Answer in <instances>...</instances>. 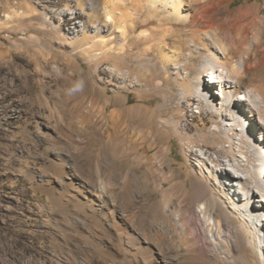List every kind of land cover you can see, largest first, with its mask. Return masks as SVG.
Masks as SVG:
<instances>
[{"label":"rangeland","instance_id":"obj_1","mask_svg":"<svg viewBox=\"0 0 264 264\" xmlns=\"http://www.w3.org/2000/svg\"><path fill=\"white\" fill-rule=\"evenodd\" d=\"M153 1L0 0V264H129L120 256L106 257L97 248L100 229L109 226L111 219L99 211L81 209L90 203L100 206L99 198L83 184L96 182L102 188L99 164L106 162L100 112L86 123L75 119L68 107L83 82L95 86L99 101L107 96L121 106H137L149 122L157 121L163 127L167 161L188 187L195 183L196 171L211 174V185L216 183L217 173L189 164L181 138L163 122L171 98L177 106L186 92L195 91L199 80L200 87L223 97L222 77L214 85L209 80L212 67L223 69L218 62L224 59L223 51L219 44L210 46L204 35L205 45L196 44L192 26L171 15L173 5ZM179 1L182 14L190 17L209 14L235 23L238 14L264 16V0ZM107 14H113V19L109 21ZM121 47L124 72L133 71L131 80L125 82L114 64L99 59L107 53L116 55ZM191 53L195 59L185 67ZM196 70L204 71L199 75ZM146 76H152L153 85L140 80ZM159 81L165 84L158 85ZM188 103L181 108L186 122L199 123L198 105ZM259 155L264 164V148H259ZM74 163L79 167L77 176L66 180L73 178L85 191L64 195L60 173ZM111 177L109 192L125 200L136 191V201L129 203L128 211L148 218L155 195L148 197L142 189L130 187L129 180L114 169ZM219 189V200L238 220L240 214L234 208L241 204H231ZM226 194L230 197L232 191ZM196 208L200 210L199 205ZM256 221L264 229V212ZM203 228L212 237V227ZM214 230L217 236L218 228ZM233 237L234 243L222 238L217 239L219 245L209 243V264H264V231L254 226L247 235ZM175 261L199 264L185 255H177Z\"/></svg>","mask_w":264,"mask_h":264},{"label":"bare ground","instance_id":"obj_2","mask_svg":"<svg viewBox=\"0 0 264 264\" xmlns=\"http://www.w3.org/2000/svg\"><path fill=\"white\" fill-rule=\"evenodd\" d=\"M147 1L154 3L153 0ZM165 2V7L169 4L174 6L170 10L173 17L192 26L196 44L205 45L204 35L210 46L219 44L223 51L224 59L218 60L223 69L212 67L214 74L209 78L214 85L222 77L223 97L215 95L211 88L200 87L202 82L199 80L195 91L186 92L177 106L172 103L175 98H171L163 122L172 134L181 138L184 157L189 164L217 173L216 183L211 185V174L208 176L196 171V181L188 187L167 161V148L160 132L163 127L157 121L149 122L137 106H121L118 100L111 102L107 96L99 101L95 86L83 82L68 107L75 119L86 123L96 111L100 112L106 162L99 164L102 188L96 182L83 184L86 190L99 198L100 206L97 208L90 203L81 209L93 214L99 211L111 219V224L103 226L98 235L97 248L106 257L120 256L129 264H177L175 257L185 255L197 259L199 264H209L208 246L211 241L218 244L217 239L222 238V241L232 243L234 234L247 235L249 228L254 226L258 232L264 231L257 227L263 223L256 221L264 212V164L259 155V148H264V16L238 14L234 18L236 22L231 23L230 19H214L208 17L209 14L183 15L179 0ZM107 18L112 20L113 14H107ZM126 33L124 27L122 34L126 36ZM197 54L202 56L201 52ZM98 55L100 53L94 56ZM124 55L122 50L116 55L107 53L99 59H107L114 64L119 79L125 82L131 80L133 71L124 72L126 65L120 60ZM194 55L190 54L185 67H189ZM196 71L200 75L204 70ZM140 80H145L148 86L154 83L152 76ZM187 103L198 105L199 123L186 122L181 108ZM111 106L113 108L109 109ZM212 123L214 128L209 127ZM78 168L74 163L72 168L61 170L64 195L84 193L85 189L76 185L73 178L66 180L67 176H77ZM113 169L129 180L130 187L134 185L138 190L142 189L148 197L155 195L153 212L148 218L141 212L128 211L129 203L136 201V191H132L133 194L125 200H121L118 193L109 192L113 184ZM219 188L223 190V194L220 193L222 197L231 204H241L234 208L240 214L238 220L219 200ZM231 191L229 199L226 193ZM197 205L200 210H197ZM205 223L212 227V237L204 231ZM214 227L218 228L217 236Z\"/></svg>","mask_w":264,"mask_h":264}]
</instances>
